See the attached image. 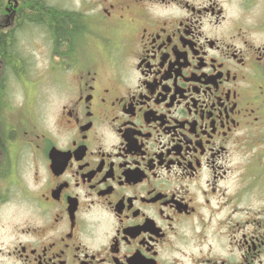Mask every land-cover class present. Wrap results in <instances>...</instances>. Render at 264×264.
Segmentation results:
<instances>
[{
  "label": "flooded vegetation",
  "instance_id": "af4514ba",
  "mask_svg": "<svg viewBox=\"0 0 264 264\" xmlns=\"http://www.w3.org/2000/svg\"><path fill=\"white\" fill-rule=\"evenodd\" d=\"M79 4L67 40L44 18L53 113L0 91V264H264V2Z\"/></svg>",
  "mask_w": 264,
  "mask_h": 264
},
{
  "label": "rangeland",
  "instance_id": "374dc122",
  "mask_svg": "<svg viewBox=\"0 0 264 264\" xmlns=\"http://www.w3.org/2000/svg\"><path fill=\"white\" fill-rule=\"evenodd\" d=\"M15 0H1L0 1V16L3 14L9 16L10 9H13V4ZM20 4L24 5L25 0H19ZM82 0H45V3L50 6V8H59L62 10H74L80 7ZM264 0H262V3ZM26 10H31L30 7H26ZM249 10L245 12L246 22L247 20H254L252 16H248ZM31 16L30 13H28ZM67 14V13H65ZM255 17L258 18L262 14L264 18V5L257 6L255 11ZM254 17V18H255ZM41 22H21L18 24V50L22 52V55L30 59L31 61V75L29 81H19L16 79V71H10L5 64V60L0 58V91L5 89L7 84L8 92L11 94L10 99L16 104H20L26 97L29 99V109L31 110L33 120L37 117L45 118L52 114L56 109V96L62 94V91L52 88L53 75L47 76L48 71L46 67L50 65H55L54 62L49 59L46 60V56H42V52L46 48H50L54 43L47 42L46 31L47 25L45 24L44 18ZM54 38V37H53ZM49 41V40H48ZM56 66V65H55ZM68 71L62 70V73ZM17 73H24L20 70ZM29 75V71L27 72ZM47 76V77H46ZM7 78V83L4 81ZM48 78V80L46 79ZM52 88V89H51ZM16 115H11L5 117V125L11 120H13ZM10 123V122H9Z\"/></svg>",
  "mask_w": 264,
  "mask_h": 264
},
{
  "label": "trees",
  "instance_id": "16d2710c",
  "mask_svg": "<svg viewBox=\"0 0 264 264\" xmlns=\"http://www.w3.org/2000/svg\"><path fill=\"white\" fill-rule=\"evenodd\" d=\"M26 7H30L32 10V15L26 16L28 21L39 23L43 20L42 18H48V25L59 40H67L73 33L75 25L74 17L67 18L65 15L52 12L53 8L48 7L45 0H25L22 8ZM2 40L7 42L10 38L6 36Z\"/></svg>",
  "mask_w": 264,
  "mask_h": 264
}]
</instances>
